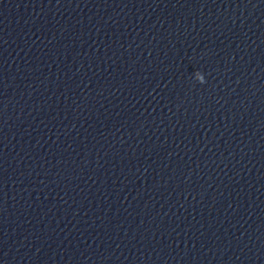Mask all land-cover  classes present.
<instances>
[{"label": "water", "instance_id": "obj_1", "mask_svg": "<svg viewBox=\"0 0 264 264\" xmlns=\"http://www.w3.org/2000/svg\"><path fill=\"white\" fill-rule=\"evenodd\" d=\"M264 136V0H64Z\"/></svg>", "mask_w": 264, "mask_h": 264}]
</instances>
